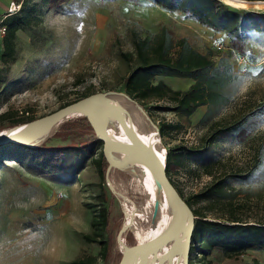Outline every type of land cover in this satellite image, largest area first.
I'll return each instance as SVG.
<instances>
[{
    "label": "rangeland",
    "instance_id": "rangeland-1",
    "mask_svg": "<svg viewBox=\"0 0 264 264\" xmlns=\"http://www.w3.org/2000/svg\"><path fill=\"white\" fill-rule=\"evenodd\" d=\"M17 1L0 0V18ZM219 1L239 11L264 12L263 6L253 5L255 1L244 0L246 7ZM32 4L37 5L36 15L41 21L16 33L15 61L9 68L0 62V79L4 81L0 85V114L28 111L37 119L96 93L129 98L122 81L130 66L119 53L132 51V29L143 36L146 30L156 32L165 26L174 41L185 37L198 51L210 50L215 63L220 57L226 58L242 77L231 101L213 109L205 119L204 106L185 117L153 108L162 102L146 106L136 102L156 127L165 152L172 150L169 174L175 186L184 197L198 192L210 181L199 166L210 160L220 159L227 168L249 163L254 145L264 136V116L252 119L236 134L219 135L202 156L189 157L186 151L200 143L213 122L231 121L264 101L263 35L252 33L245 44L231 41L222 32L201 25L182 12L166 11L151 0H49L46 6L33 0L29 6ZM157 80L177 90H185L192 83L177 77H156ZM83 118H68L35 147L92 143L97 156L102 145L93 143L94 131ZM10 120L0 122V131L11 128ZM159 126L164 131L162 137ZM50 169L51 174L36 166L24 149L0 145V264H70L86 256H95L96 264H117L121 244L135 241L124 228V213L117 195L127 192L123 181L128 176L117 169L109 172V164L101 183L84 151L75 159L71 173ZM116 182L120 185L113 188ZM230 183L234 187L257 189L259 184L264 187V175L249 183ZM102 206L109 211L104 261L99 257V244L87 243L82 236L91 233L94 213ZM187 259L200 264L197 256ZM253 259L264 264V250L251 249L234 257L214 250L207 257L211 264H243Z\"/></svg>",
    "mask_w": 264,
    "mask_h": 264
},
{
    "label": "trees",
    "instance_id": "trees-1",
    "mask_svg": "<svg viewBox=\"0 0 264 264\" xmlns=\"http://www.w3.org/2000/svg\"><path fill=\"white\" fill-rule=\"evenodd\" d=\"M32 1H17L21 3L20 9L3 20L6 34L2 40L0 62L7 68L15 61L16 33L30 29L41 21V18L36 15L37 5L29 6ZM48 1L40 0V5L46 6ZM151 1L166 11L184 13L187 17L196 19L199 24L222 32L231 41L245 44L252 33L264 36V12L239 11L219 0ZM146 32L142 36L132 29V51L119 53L121 60L130 66L122 82L124 93L131 100L142 106L150 102H162L161 105H155L153 108L169 110L185 117L204 106L206 112L202 119L207 118L213 109L225 106L231 101L242 82V77L233 70L226 58L220 57L215 63L210 50L205 53L198 51L185 37L174 41L165 26H161L156 32L149 30ZM156 77L190 79L192 83L185 90H177L168 86L163 80L155 81ZM3 82L0 79V85ZM66 105L68 103L61 107ZM262 116H264V101L252 106L231 121L213 122L200 138V143L187 149L188 156L204 155L207 147L216 137L221 134H236L252 119ZM7 119H11L9 127H15L36 118L28 111L21 112L19 115L10 111L0 114V122ZM83 120L87 121L86 118ZM158 131L159 136L162 137L164 131L161 126ZM95 142L102 145L96 137L93 143ZM90 144L54 148L23 146L14 143L9 145L26 150L33 163L49 174L53 173L50 167L71 173L75 159L80 157L81 151H84L90 158L91 165L97 170L102 183L108 161L102 150L95 156ZM172 161V150H168L165 165L167 176L195 217L188 257L197 256L200 264H211L207 257L214 250H219L225 257L239 256L251 249L264 250L263 185L259 184L257 189H253L234 187L230 183V181L249 183L264 175V136H260L254 145L250 161L245 167L227 168L220 159L200 164V172L210 177V181L198 192L188 197L183 196L170 177L169 167ZM209 214L212 217H209ZM108 220V209L104 206L100 207L94 213L90 224L91 233L82 235L85 242L99 244V257L103 261L107 257L108 241L104 239V234ZM96 260L95 256H86L72 260L70 264H96ZM188 264H193L191 259ZM243 264L260 263L257 259H253Z\"/></svg>",
    "mask_w": 264,
    "mask_h": 264
},
{
    "label": "bare ground",
    "instance_id": "bare-ground-1",
    "mask_svg": "<svg viewBox=\"0 0 264 264\" xmlns=\"http://www.w3.org/2000/svg\"><path fill=\"white\" fill-rule=\"evenodd\" d=\"M225 1L235 6L246 7L244 0ZM253 5L256 8L264 7V1H255ZM86 107L111 140L131 142L128 135L121 129L117 117L104 107L112 109L121 116L133 135L161 158L166 153L159 143L156 127L150 122L140 105L124 95L102 94L100 97L94 98L91 104L86 103ZM76 115L83 114L76 108L70 110L57 121L43 127L29 144L37 146L41 141L52 136L68 118ZM24 128L25 126L22 124L1 131L18 133ZM108 151L111 157L109 172L112 173L114 169H117L128 176V180L123 181L127 192L117 193L121 199L124 213L123 225L126 231H129L132 237L138 241L168 237L175 231L178 223L176 206L169 194L163 189L150 168L134 157L130 149L109 148ZM119 185L116 182L113 184V188H117ZM188 243V235L183 233L167 241L160 248L151 247L146 253L132 254L128 257L126 264H184L188 257ZM124 246L126 245L122 243L121 251ZM183 248L184 250H182Z\"/></svg>",
    "mask_w": 264,
    "mask_h": 264
},
{
    "label": "water",
    "instance_id": "water-1",
    "mask_svg": "<svg viewBox=\"0 0 264 264\" xmlns=\"http://www.w3.org/2000/svg\"><path fill=\"white\" fill-rule=\"evenodd\" d=\"M102 94L96 93L94 95H90L83 99H79L73 103H70L66 106H63L56 111H53L47 115H44L40 118H37L33 121L24 123V129H22L18 133H6L0 131V145H6L10 143L19 144L23 146H31L29 143L35 136L39 133V131L47 126L48 124L57 121L62 116H64L67 112L72 109H79L83 117L87 119L88 123L91 125L95 137L102 142V152L108 161V166L110 164V155L109 148L117 149V150H127L130 149L132 151V155L136 157L138 160L145 163L153 175L158 179L163 189L169 194L172 201L174 202L178 215V223L175 231L171 233L168 237H159L157 239H153L150 241H138L135 240L133 243L124 246V249L120 252V258L117 264H126V261L129 256L136 253H146L151 247L160 248L167 241L174 239L175 237L182 235L183 233H187L188 235V247L190 245L191 233L194 226V215L192 210L187 205L186 201L181 197L178 193L177 189L169 180L165 165H166V153H164L161 158L155 151L150 149L144 143L140 142L131 132V129L125 122V120L119 116L115 111L104 107V109L108 110L109 113L113 114L117 117V121L121 127V129L128 135L131 142H123L119 140H111L104 129L100 126L98 121L93 117L88 108L86 107V103L91 104L94 98L100 97ZM130 99V98H129ZM184 250V248L182 249ZM184 264H188V259H185Z\"/></svg>",
    "mask_w": 264,
    "mask_h": 264
},
{
    "label": "built area",
    "instance_id": "built-area-1",
    "mask_svg": "<svg viewBox=\"0 0 264 264\" xmlns=\"http://www.w3.org/2000/svg\"><path fill=\"white\" fill-rule=\"evenodd\" d=\"M21 3H15L13 2L11 6L8 9V12L5 13L1 18H0V50L2 47V40L6 34V27L3 24V20L6 16L11 15L13 13H16L20 9Z\"/></svg>",
    "mask_w": 264,
    "mask_h": 264
}]
</instances>
